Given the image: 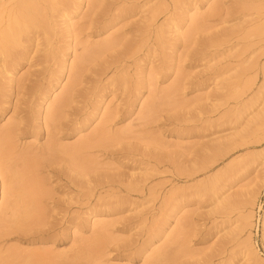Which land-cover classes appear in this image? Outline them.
Masks as SVG:
<instances>
[{
  "label": "rangeland",
  "instance_id": "rangeland-1",
  "mask_svg": "<svg viewBox=\"0 0 264 264\" xmlns=\"http://www.w3.org/2000/svg\"><path fill=\"white\" fill-rule=\"evenodd\" d=\"M22 1L0 264H264V0Z\"/></svg>",
  "mask_w": 264,
  "mask_h": 264
},
{
  "label": "bare ground",
  "instance_id": "bare-ground-1",
  "mask_svg": "<svg viewBox=\"0 0 264 264\" xmlns=\"http://www.w3.org/2000/svg\"><path fill=\"white\" fill-rule=\"evenodd\" d=\"M27 2V3H29V2H31V3H33L32 1L33 0H23L22 2ZM29 1V2H28ZM5 5V4H4ZM3 5V3H1L0 4V12H1V14H3L2 12L3 11H5L6 10V12H7V18H8V24L5 26V30L8 32V33H10V34H13L14 35V31L16 30L17 31V29L19 28V27H21V25H27V24H25V23H23L24 21L22 20V19H19V18H22L21 16L19 17V14L18 13H20V11H22L24 8V11L25 12H27L26 14L28 15V17L29 16H31V15H29L30 13L28 12V7H27V5H26V7H22L23 9H21V7L20 6H22L23 5V3H19V5L20 6H18V4H9L10 6H4ZM6 5H8V4H6ZM29 5H30V3H29ZM31 6V5H30ZM31 10V9H30ZM32 10H33V8H32ZM31 10V11H32ZM19 11V12H18ZM23 14V13H22ZM21 15V14H20ZM24 16H25V14H24ZM32 18V17H31ZM23 22H22V21ZM28 27V26H27ZM17 33V32H16ZM6 34L4 33V35H2L1 37H3V38H5L6 36H5ZM12 36V35H11ZM10 36V37H11ZM1 37H0V39H1ZM5 39H7V38H5ZM8 41V40H7ZM6 41V42H7ZM4 47V46H3ZM63 102H62V100H60V101H58L54 106H53V108H52V110H51V112H52V114L58 109V107L62 104ZM10 132H11V128H7L6 130H5V137H8V135L10 134ZM32 201H33V195H30V196H26V197H24V199L22 200V203H24L26 206H25V208H27L28 209V207L32 204ZM29 202H30V204H29ZM28 214V213H27ZM30 216H31V214H29ZM26 216L25 215V218L26 219H29V217L30 216Z\"/></svg>",
  "mask_w": 264,
  "mask_h": 264
}]
</instances>
